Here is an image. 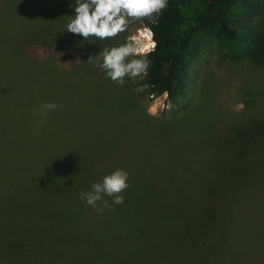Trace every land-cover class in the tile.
<instances>
[{
    "label": "rangeland",
    "instance_id": "rangeland-1",
    "mask_svg": "<svg viewBox=\"0 0 264 264\" xmlns=\"http://www.w3.org/2000/svg\"><path fill=\"white\" fill-rule=\"evenodd\" d=\"M74 7L75 0H0V187L7 193L0 198V244L27 241L60 223L62 213L67 242L96 241L106 230V264H264V143L241 145L231 132L264 118V65L229 60L211 40L189 69L187 96L162 107L167 98L149 97L145 78L120 86L87 63L94 37L67 32ZM45 9L56 12L54 21L43 20ZM143 26L132 27L126 42ZM44 27L53 29L49 41L69 49L45 47L23 65L15 38ZM128 88L140 120L131 124ZM45 103L56 110L44 115ZM146 114L186 127L190 136L179 135L181 141L195 146L206 125L204 143L125 137L144 130ZM171 164L195 182L178 198L159 180ZM117 168L128 172L131 186L104 220L80 193ZM143 179L152 188L142 189ZM210 210L216 218L204 235ZM178 216L180 232L192 233L188 241L171 228Z\"/></svg>",
    "mask_w": 264,
    "mask_h": 264
},
{
    "label": "trees",
    "instance_id": "trees-1",
    "mask_svg": "<svg viewBox=\"0 0 264 264\" xmlns=\"http://www.w3.org/2000/svg\"><path fill=\"white\" fill-rule=\"evenodd\" d=\"M40 12L44 21L50 19L54 21L56 12L52 9L40 10ZM42 12L49 15L46 16ZM145 22L155 33L156 41L155 51L148 55L152 63L149 75L144 80L149 97H162L167 92L168 102L178 105L187 96L190 67L201 57L211 40L217 42L220 50L225 54L224 57L229 60L264 65V0H168V6L161 14L158 23ZM132 27L117 37V42L100 41L94 38L92 41L94 45L86 43L90 45L86 47L96 56L104 48L124 44ZM44 29L48 31L23 32L21 36L15 38V54L23 65L31 62L30 59H38L35 52L45 47L60 46L61 49H69V43L56 44L51 39L49 41V35L53 33V29L50 27H44ZM31 53L36 56L32 57ZM29 65L34 66L32 63ZM126 93L123 100L129 104L127 116L131 115L133 119L129 122L131 124L140 120L136 118L134 111L136 102L131 89H126ZM142 120L144 130L135 135L129 132L125 137L136 142L150 140L166 144H188L193 148L204 143L206 125L197 130L199 142L195 146L190 141L184 143L181 141L179 135L190 136L185 130L186 127L183 129L169 119L162 121L150 114H146ZM125 130L130 131L129 128ZM232 131L235 133L234 139L241 145L263 144L264 118L259 122L233 127ZM163 174L168 177H160L159 180L162 186L171 191L174 198L192 191L193 188L190 187L195 182H188L183 170L177 165H167ZM140 186L142 189L152 188L146 179L140 182ZM5 194H7L5 188L0 187V198H4ZM60 217L61 220L57 218L60 223L52 224L40 234L30 233L27 241L20 238L7 244H0V264H106V248L103 249V244L106 245V242L102 241H106V230L98 235L96 241L82 243V238L79 237L80 242H67L66 239L72 235L66 217L62 213ZM100 217L106 220V209L100 212ZM179 217L175 220L172 218L171 228L174 233L180 234L185 241H188L185 235L190 238L192 233L191 231L180 232ZM215 218V212L210 210L207 221L203 224L204 235H207L211 226L208 220ZM83 231L77 228V234ZM212 240L211 238L210 241L214 242Z\"/></svg>",
    "mask_w": 264,
    "mask_h": 264
},
{
    "label": "clouds",
    "instance_id": "clouds-1",
    "mask_svg": "<svg viewBox=\"0 0 264 264\" xmlns=\"http://www.w3.org/2000/svg\"><path fill=\"white\" fill-rule=\"evenodd\" d=\"M168 0H75V15L67 25V32L79 35L85 40L94 37L100 41L111 40L127 32L130 26L148 21L158 23ZM138 35L130 37L117 47L104 48L96 56H89L87 63L98 68L107 78L120 86L128 79H144L149 75L150 52L155 51V33L150 27L136 29ZM141 37L148 43H142ZM102 61V62H101ZM167 98L168 93L163 94ZM162 107L171 108L169 103ZM44 115L55 111V103H45ZM153 114L155 110L153 109ZM128 172L117 168L103 177L101 182H94L91 191L81 192L80 197L88 206L97 212L113 210L112 205L124 203L122 193L130 188ZM105 197L111 198V203Z\"/></svg>",
    "mask_w": 264,
    "mask_h": 264
},
{
    "label": "built area",
    "instance_id": "built-area-1",
    "mask_svg": "<svg viewBox=\"0 0 264 264\" xmlns=\"http://www.w3.org/2000/svg\"><path fill=\"white\" fill-rule=\"evenodd\" d=\"M143 38V37H142ZM152 99H156L155 97H151ZM159 98V97H158Z\"/></svg>",
    "mask_w": 264,
    "mask_h": 264
}]
</instances>
